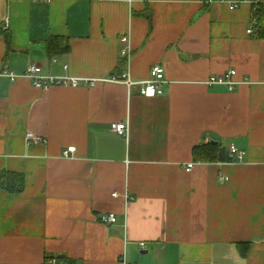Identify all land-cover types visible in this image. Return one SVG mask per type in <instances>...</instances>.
<instances>
[{
	"label": "crops",
	"instance_id": "0c3cea01",
	"mask_svg": "<svg viewBox=\"0 0 264 264\" xmlns=\"http://www.w3.org/2000/svg\"><path fill=\"white\" fill-rule=\"evenodd\" d=\"M253 15L247 2L0 0V68L18 75H0V180H23L17 192L0 186V264H264V35L247 33ZM30 63L94 82L39 88ZM154 65L166 82L144 97ZM229 69L233 89L208 83ZM231 143L241 159L214 157ZM105 213L116 222H100Z\"/></svg>",
	"mask_w": 264,
	"mask_h": 264
},
{
	"label": "built area",
	"instance_id": "2783aa9c",
	"mask_svg": "<svg viewBox=\"0 0 264 264\" xmlns=\"http://www.w3.org/2000/svg\"><path fill=\"white\" fill-rule=\"evenodd\" d=\"M43 2H48L50 0H39ZM204 3H211L215 1L225 2L228 3L230 6L236 7L243 2H247L253 5V9L255 11L256 6L259 4V0H202ZM259 23L255 15H253L250 25L247 29V33L250 36L256 37L258 34ZM121 42L125 44V46L121 50L122 55H127L129 53V40L127 36L121 37ZM55 61V59H52ZM67 66L65 65L64 68ZM235 74V70L229 69L226 73L215 76L214 78L208 81L209 84H226L228 85L229 89H233L236 84V81L233 80V76ZM0 75L8 77L11 81H14L17 78V74L10 71L7 68H0ZM24 75L31 79L32 84L39 88H47L51 85H63V86H71L76 87L81 83L85 84H93L94 80H89L86 78H79V77H72V76H51L42 73L41 66L35 63H30L24 72ZM124 82L129 86L135 82H132L129 79L128 73L123 74ZM112 80H117L116 78H112ZM166 82L164 78V68L161 65H154L150 70V78L141 83L139 88V93L144 97H154L162 93L161 86ZM112 128L117 134L120 135H127L129 130L128 121H120L112 124ZM26 140L28 142L34 143H42L44 142V138L39 135H36L32 132H27ZM75 147L69 146L63 151V156H69L70 153L74 152ZM227 153L229 158H238L241 159L244 152L239 150L234 144H229L227 147ZM192 167V163L188 164L187 170ZM221 180H227V177H221ZM113 196H117L116 192L112 193ZM100 222L104 224H112L116 222V215L115 213H105L99 216ZM140 247L143 248L145 243L141 242ZM45 264H77L73 261H70L64 257L50 255L46 258ZM117 264H136L135 262H128L124 256L120 257L117 261Z\"/></svg>",
	"mask_w": 264,
	"mask_h": 264
},
{
	"label": "trees",
	"instance_id": "16d2710c",
	"mask_svg": "<svg viewBox=\"0 0 264 264\" xmlns=\"http://www.w3.org/2000/svg\"><path fill=\"white\" fill-rule=\"evenodd\" d=\"M254 15L256 16L259 23L258 34L256 36L259 37L264 35V5L258 4L254 11ZM207 154L208 155L211 154L210 151H208ZM213 155L218 160H222V161L230 160V158L227 156L223 148H218L216 152H213ZM0 186L4 187L8 191L17 192L23 186L22 176L16 173L8 174L6 175V179L4 181L0 180ZM243 246L246 247L247 245L244 244ZM240 253L244 255L245 248L242 249L240 248Z\"/></svg>",
	"mask_w": 264,
	"mask_h": 264
}]
</instances>
